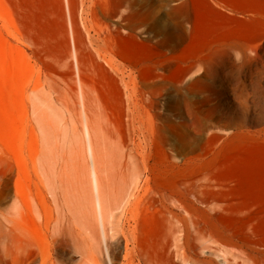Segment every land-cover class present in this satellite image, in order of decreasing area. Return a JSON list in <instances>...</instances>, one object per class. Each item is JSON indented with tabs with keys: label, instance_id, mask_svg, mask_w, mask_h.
Wrapping results in <instances>:
<instances>
[{
	"label": "rangeland",
	"instance_id": "1",
	"mask_svg": "<svg viewBox=\"0 0 264 264\" xmlns=\"http://www.w3.org/2000/svg\"><path fill=\"white\" fill-rule=\"evenodd\" d=\"M262 249L264 0H0V264H264Z\"/></svg>",
	"mask_w": 264,
	"mask_h": 264
},
{
	"label": "bare ground",
	"instance_id": "2",
	"mask_svg": "<svg viewBox=\"0 0 264 264\" xmlns=\"http://www.w3.org/2000/svg\"><path fill=\"white\" fill-rule=\"evenodd\" d=\"M78 8H79V5H78V3L76 2L75 4H74V12L75 11H78ZM112 18H119V19H121V17H122V14H121V12H119V11H117V12H115L112 16H111ZM121 20H118L117 22V26L118 27H120V25L121 24H119V22H120ZM84 44V40H83V37H79L78 38V42H76V44L74 45V54L73 55H75L74 57H76V60H77V62H76V64H77V71H78V77H79V85L80 86H82V81H81V73H82V65H81V63H82V61H81V46ZM81 97H82V99H84V93L81 91ZM83 110H82V112H83V116H84V118H83V127H84V133H85V136H86V139H87V151H88V154H89V156H90V158H91V160H92V173H91V177H92V183H93V188H94V191H95V198H94V206H95V208H96V211H97V214H98V220H99V223H100V226L101 227H103V217L105 216V214H106V210H107V200H106V198H105V196H104V193H103V191H102V186H101V180H100V177H99V174L97 173V171L98 170H96L97 168L95 167V161H94V150H93V145H92V143H91V135H92V133L93 132H91V129L93 130L94 128V125H92L93 123L92 122H94V119L92 118V114H90V113H92V112H90L91 110H90V107H89V105L87 106V104L86 103H83ZM43 116H45V115H42V117H41V120L43 121V123H44V120H46V116H45V119H43L44 117ZM93 119V120H92ZM47 120L48 121H50L48 118H47ZM47 120H46V123H44L45 124V126L46 125H48V126H46V128L44 129V130H46V132L45 133H48V134H50V135H48V134H45V136L47 135V140H46V148H47V146H48V149H46L45 147V152H43V150H41L40 152H42V153H40V156L39 155H37L36 157H42V160L44 159V163H46L48 166H46V167H48V169L46 168V171L47 170H49V167H51L52 166V163H51V166H50V157L52 158L53 157V154H54V148H53V145H52V140H51V138H49L48 139V137H51V131H53V130H51L50 128L51 127H53V126H50V124H51V122H47ZM95 124H96V121L94 122ZM96 125H98V123L96 124ZM50 126V128H48ZM203 125H202V122L200 121V120H198V119H196L195 120V129L198 131V132H203L204 130H203ZM217 127V126H216ZM48 128V129H47ZM49 129H50V132H47V131H49ZM214 129H216L215 127H213V126H211V127H209L208 128V130L210 131V130H214ZM216 130H218V128L216 129ZM94 131V130H93ZM141 131H143V130H141ZM142 134V133H141ZM144 134V133H143ZM143 137V136H142ZM46 138V137H45ZM144 139V138H143ZM48 140H50L51 142V145H52V151H51V148L49 147V141ZM47 141H48V143H47ZM51 152L53 153L52 154V156L51 155H49V153L51 154ZM39 154V153H38ZM41 154H44V156L42 155L41 156ZM41 160V159H40ZM41 160V161H42ZM53 160V159H52ZM51 160V161H52ZM52 168V167H51ZM43 169H44V166H43ZM142 174H143V176L145 175V173L144 172H142ZM209 205V204H208ZM213 207V206H212ZM211 207V208H212ZM218 207H219V205H218ZM218 207H216V205H215V208H218ZM260 249V248H259ZM257 251V250H256ZM259 251H261V252H263L264 253V249H262V250H259ZM253 254H255V253H253ZM251 258H253V257H251Z\"/></svg>",
	"mask_w": 264,
	"mask_h": 264
}]
</instances>
